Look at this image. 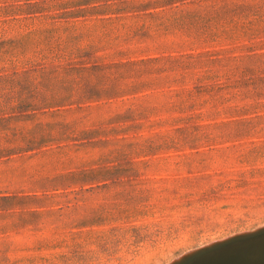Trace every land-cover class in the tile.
I'll list each match as a JSON object with an SVG mask.
<instances>
[{
  "label": "rangeland",
  "instance_id": "1",
  "mask_svg": "<svg viewBox=\"0 0 264 264\" xmlns=\"http://www.w3.org/2000/svg\"><path fill=\"white\" fill-rule=\"evenodd\" d=\"M262 225L264 0H0V264Z\"/></svg>",
  "mask_w": 264,
  "mask_h": 264
},
{
  "label": "water",
  "instance_id": "2",
  "mask_svg": "<svg viewBox=\"0 0 264 264\" xmlns=\"http://www.w3.org/2000/svg\"><path fill=\"white\" fill-rule=\"evenodd\" d=\"M178 258L168 264H264V225L214 240Z\"/></svg>",
  "mask_w": 264,
  "mask_h": 264
}]
</instances>
